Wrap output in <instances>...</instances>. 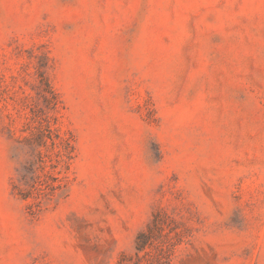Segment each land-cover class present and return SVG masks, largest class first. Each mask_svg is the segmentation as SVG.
<instances>
[{"label":"rangeland","instance_id":"1","mask_svg":"<svg viewBox=\"0 0 264 264\" xmlns=\"http://www.w3.org/2000/svg\"><path fill=\"white\" fill-rule=\"evenodd\" d=\"M166 256L264 264V0H0V264Z\"/></svg>","mask_w":264,"mask_h":264},{"label":"trees","instance_id":"2","mask_svg":"<svg viewBox=\"0 0 264 264\" xmlns=\"http://www.w3.org/2000/svg\"><path fill=\"white\" fill-rule=\"evenodd\" d=\"M44 130L47 133H44L41 130V132L39 134H37V138H42V136H46L47 138H49L51 140V145H55V142L51 138L50 127L48 125L45 126ZM38 144L40 145L41 143H38ZM58 153L60 154V151ZM41 161L43 162L42 159H41ZM51 167L53 168L54 165H51ZM40 168L43 169L42 166ZM44 176H46L48 178V180H50V181H46V180H42V179L40 180L39 179L40 177L37 176L38 180L34 181V183L31 185V187H33L39 195H41V194L43 196L53 195L57 190L62 189L61 180H59L57 177H54L51 172H48V171L45 172ZM21 196L23 198H27L29 196V193L21 194ZM154 221H155V217L153 218L152 223ZM150 240H151V232H145V231L139 232L136 236V239H135V248H136L137 252L143 251V252L147 253L146 248L150 245ZM166 255H168V254H166ZM165 258H166V261H164L163 264H171L169 259H168V256H166ZM118 264H123V260L120 261Z\"/></svg>","mask_w":264,"mask_h":264}]
</instances>
